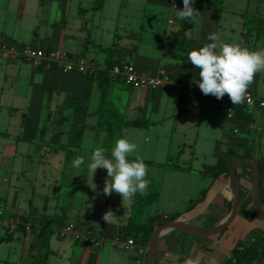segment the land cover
I'll use <instances>...</instances> for the list:
<instances>
[{
	"label": "crops",
	"instance_id": "0c3cea01",
	"mask_svg": "<svg viewBox=\"0 0 264 264\" xmlns=\"http://www.w3.org/2000/svg\"><path fill=\"white\" fill-rule=\"evenodd\" d=\"M240 1L244 5L237 7ZM255 1L257 13L252 17H264V0ZM147 2L155 7L169 6L167 24L163 27L152 19L146 29L142 20L138 30L132 31L125 41L114 30L118 23L107 24L112 18L106 14L107 0L101 10L93 9L94 0H0V117L4 119L0 125L3 172L0 198L6 208L5 215L0 218V264H32L29 245L47 223L53 230L48 264H148L147 242L142 245V254L112 243L117 236L133 238L125 227L132 216L135 196L122 201L115 192L111 196L103 195L107 170L98 168L91 180L88 169L96 136L93 126L99 118L95 112L99 106L98 74L101 70L94 75L66 72L57 65L27 67L25 64L31 62L25 57H12L1 48V44H10L18 49L42 46L66 50L95 61L98 68H103L108 67L107 53L100 48L112 47L110 64L127 61L150 74L164 70L176 77L182 69L180 60L160 47L156 36L165 40L169 33L179 28L181 19L173 8L178 9L179 0ZM249 2L239 0L232 7L224 8L225 5L208 0L200 7L198 20L179 42V51L187 55L182 82L196 83L200 79L199 69L188 61V53L211 43L207 39L210 33L219 34L221 41L226 43H240L249 49L252 43L256 44V50L264 49V38L256 41L245 32L249 18L244 11H248ZM119 4L121 8L122 2ZM224 12L232 18L225 17ZM145 32L148 38H144ZM22 80L26 87L18 94L16 88ZM110 80L114 106L131 119L150 121L146 127L130 125L123 127L121 132V137L144 136L142 141L134 143L137 149L139 146L146 148L130 157L148 160L145 164L148 185H152L153 179L159 186V199L145 207L136 235L141 234L143 226L172 213L179 214L175 220L198 229L220 224L233 206L234 189L230 170H226L232 160L247 156L264 164V110L245 106V112L240 111L229 119L227 94L218 100L212 95L191 92L184 111L176 115L182 83L174 80V85L151 89L128 87L122 80L111 77ZM248 90L264 93V72L255 75ZM67 99L86 104L88 114L73 116L69 107L58 111L57 107ZM23 112L36 118L39 129L46 128L43 138L31 141L23 137ZM62 116L68 117L63 119ZM79 119L85 121L86 127L80 146L74 148L75 154L68 159L63 149L54 148L57 142L68 146L71 123ZM61 121L60 132L57 124ZM78 156L84 157L85 163L74 168L72 164ZM236 172L240 204L234 221L222 232L210 236H197L178 229L162 231L155 244L156 264H185L189 258L207 264L212 257L216 264H264V221L258 216L252 200L253 164L240 162L236 164ZM72 177L80 179L79 184L65 181ZM259 188L264 206V171ZM27 189V195L31 196L29 204L24 194ZM108 209L118 216L111 224L102 219ZM16 217L27 218L34 224V230L29 232L14 227L11 220ZM70 222L76 224L80 233L91 229L104 236V243L91 245L84 237L62 235L60 230ZM242 242L245 246L240 248L247 247L249 254L238 258L233 250Z\"/></svg>",
	"mask_w": 264,
	"mask_h": 264
},
{
	"label": "clouds",
	"instance_id": "9594fccd",
	"mask_svg": "<svg viewBox=\"0 0 264 264\" xmlns=\"http://www.w3.org/2000/svg\"><path fill=\"white\" fill-rule=\"evenodd\" d=\"M194 2L195 0H183L182 10L173 6L176 16L196 22L200 12L192 6ZM207 39L212 42L188 53V61L199 69L200 79L196 83L200 91L205 96L212 95L218 100L227 94L233 105L244 103L255 75L264 72V49L254 51L240 43L223 42L217 33H210ZM136 150L137 145L125 136L115 141L111 158L106 156L103 147H96L92 151L91 162L88 164L91 180L98 168L107 170L103 195L111 196L115 192L125 201L131 200L138 192L141 195L146 193L147 166L139 156L132 161L128 159ZM84 163V157L78 156L72 166L80 168ZM102 219L106 224H111L118 216L112 209H108ZM185 264H200V261L189 258L185 260ZM207 264H216L215 258H209Z\"/></svg>",
	"mask_w": 264,
	"mask_h": 264
},
{
	"label": "trees",
	"instance_id": "16d2710c",
	"mask_svg": "<svg viewBox=\"0 0 264 264\" xmlns=\"http://www.w3.org/2000/svg\"><path fill=\"white\" fill-rule=\"evenodd\" d=\"M43 1V0H41ZM208 0H195L193 3V7L197 9L200 12V7L204 6L207 3ZM105 4V0H94L93 9L94 10H101L103 9ZM252 26L251 28H257V27H264V17L261 16H254L252 18ZM194 25V22L187 19H181L179 23V28L175 31H172L169 33L165 40L160 39L156 36V41L159 44L160 47H162L169 55H171L173 58L180 60V66H181V72L176 76L173 77V79L177 82L182 83L179 91V96L177 99V104L175 106V114L178 115L184 111L185 103L190 97L191 90L189 87L188 81H183V75L182 70L185 64V59L187 57L186 54H182L179 51V42L182 38H184L186 32L192 28ZM101 50L105 51L107 53L106 56V64L109 66L111 62L112 57V47H101ZM45 64V63H44ZM53 66L56 64H52ZM48 78L46 76L45 82H47ZM98 85L100 88V98H99V106L95 113L98 114V122L97 126L95 125V128H99V126L104 125L107 123V121L111 118H114L115 116H112V111H116L117 108L114 107V104L111 100V80L110 76L108 74V71L106 69H103L99 73V81ZM71 108L72 113L71 115H87L88 114V106L82 102H80L77 99H67L63 104L59 105L57 107L58 111H63L65 108ZM237 112L244 111L245 106L243 104L236 105ZM117 114V112H115ZM22 117L24 120V138L27 140H37L40 138H43L44 133L46 131L45 127L38 128V124L36 121V118L34 116H31L25 112L22 113ZM68 116H62L63 119H66ZM117 119L114 121L118 125L119 132L115 138V141L121 137V132L123 127L126 126H141L146 127L150 124V121L148 119H141V118H132V119H125L122 114H118ZM60 118H58L59 120ZM62 121L59 122L57 125L60 127L62 125ZM86 127V123L84 120H74L71 123L70 129L68 131L69 134V140H68V146L62 145L60 142H57V145L54 149H63L66 152V157L69 159L75 154V147L80 146L81 138L83 131ZM39 135V138L37 137ZM106 156H111V151H106ZM136 157H128L130 161L134 160ZM144 163H149L148 160H143ZM260 165V185L262 183V176L264 171V164L259 160ZM227 171L230 170V166L227 167ZM160 193L157 190H146V193L141 195L139 192L136 193L133 201V208H132V216L126 225V230L130 235L133 237L135 241H137L139 244L143 245L145 244L156 225L163 224L165 222H168L170 220H175L178 217V213H172L169 214L167 217L161 216L151 224H148L147 226H143V231L140 235H136L135 230L140 225V219L142 217V214L144 212L145 207L159 199ZM24 222H27V218H23ZM51 226L47 223L43 227L40 228L39 232L36 235V238L30 243L29 245V252L30 256L33 259L32 264H48V255L51 251L49 247V239L53 233V230L50 228ZM20 228H24V226H20ZM33 230H34V224H33ZM245 246L242 242L238 246H236L233 250L234 255H236L238 258H244L246 257L249 252H247V247L241 249L240 247ZM253 248H250L252 250ZM249 250V251H250ZM251 252V251H250Z\"/></svg>",
	"mask_w": 264,
	"mask_h": 264
},
{
	"label": "built area",
	"instance_id": "2783aa9c",
	"mask_svg": "<svg viewBox=\"0 0 264 264\" xmlns=\"http://www.w3.org/2000/svg\"><path fill=\"white\" fill-rule=\"evenodd\" d=\"M1 48L7 51L12 57L23 56L35 66H40L44 63L56 64L59 68L66 72H78L80 74L88 73L95 74L100 68L93 62L86 59L82 55L72 54L66 50L50 49L42 46L33 47L26 46L23 49H18L15 45L1 44ZM111 78L120 79L128 85L147 87L156 89L165 85H174V79L169 76L167 72L161 70L157 74H150L138 69V67L132 62H115L111 63L108 67H105ZM189 87L195 92H200L198 85L194 82H189ZM247 108H260L264 110V93L256 94L255 92L248 90L247 97L244 103ZM237 108L233 105L229 99L227 106V118L231 119L236 116ZM236 131V130H235ZM6 213L5 206L0 203V218ZM167 217V215L165 216ZM14 227L19 228L24 226L26 231H33L32 222H24L20 217H16L11 220ZM62 235L71 234L76 238L84 237L87 243L91 245H101L105 241V237L97 235L91 229L80 233L77 230L76 224L70 222L66 224L61 230ZM114 245L137 250L140 254L144 252V246L137 244L133 238L122 239L117 236L112 240Z\"/></svg>",
	"mask_w": 264,
	"mask_h": 264
},
{
	"label": "rangeland",
	"instance_id": "374dc122",
	"mask_svg": "<svg viewBox=\"0 0 264 264\" xmlns=\"http://www.w3.org/2000/svg\"><path fill=\"white\" fill-rule=\"evenodd\" d=\"M239 0H211V2L213 3H219V4H223L225 5L224 8L226 7H232L234 5V2H238ZM120 2H122V6L120 8ZM254 2H256L255 0H250L249 5H248V11H244L247 12L248 14L247 17L249 18V20L247 21L246 25H245V29H246V34H250V36H252L254 39L253 40H259L264 38V27H257L252 29L251 26L253 24L252 22V16L254 14H256L257 12H255V4ZM241 4H237V7H241L243 4L242 1H240ZM140 4H143L142 6H144V9L142 8V6H140ZM178 10H182L183 9V2L182 0H179V5H178ZM193 6V5H192ZM168 13H169V6L168 5H164V4H160L157 7L153 6L152 4H150L149 2H147V0H107V6H106V14L108 16H111L112 18H110L107 22V24H111L113 22V26L114 24L118 23V28L116 29V27L114 28V30H117V32L121 35V38L123 40H127L132 34V31L138 30V24L140 23V21L143 20V22L146 25V29L149 27V24L151 23L152 19H154V21L161 23V25L164 27L167 24V20H168ZM224 16L228 17V18H232L231 14H227L224 12ZM112 19V20H111ZM170 22H173V19L170 20ZM144 38H148L147 33H143ZM256 44H252L251 46H253L252 48H250V50H256L257 48H255ZM98 67L99 65L93 61ZM25 65H27V67H31V65H33L32 63H26ZM42 65H52V64H42ZM100 68V70L104 69ZM1 69V67H0ZM96 75V73L94 74ZM99 75V74H98ZM169 76L172 77V75L169 74ZM173 78V77H172ZM128 87H135V88H142L140 86H131V85H127ZM26 87V82H24V80L20 81L19 84L17 85V93L20 94L23 92L24 88ZM191 92H195L192 88H190ZM116 107V106H114ZM117 108V107H116ZM117 112V114L115 113ZM245 112V111H243ZM118 114H122V116L126 119H131L128 117V114H126L125 112L121 111L119 108H117L116 111H112V116H115L114 118H111L107 121L106 124L99 126V128H95L94 125V129H96V136H95V140H94V149L96 147H103L106 151H111V149L114 147L115 144V138L119 132V128L118 125L116 124V122L114 121L115 119H117V115ZM133 116V115H132ZM2 121H4L3 116L0 117V125H3ZM97 126V125H96ZM238 136V134H235V136ZM131 142H140L142 141V139L144 138V136L142 135H131L128 134L126 136ZM146 148V146H139V148L137 150L139 151H143ZM136 150V152H137ZM134 152V153H136ZM196 163V162H194ZM196 165V164H194ZM196 172V171H195ZM84 173V172H83ZM2 175L3 172L1 171V166H0V180H2ZM22 180H25V178L23 176H21ZM80 179H76L75 177H72L71 179L69 178V180H66V182H69L73 185H75L76 183L79 184ZM30 188V187H29ZM54 189V184H52V190ZM157 190L159 191V186H158V182L154 181L152 179V185H148L147 190ZM1 190V189H0ZM2 191V190H1ZM24 194L26 195L25 197H27L26 199V204H29V199L31 198V196H28V189L27 191L24 190ZM30 195V193H29ZM38 197L34 198V201H37ZM0 203H3V201H1L0 198ZM154 206V205H152ZM151 208V206H150ZM153 208V207H152ZM148 212V211H147Z\"/></svg>",
	"mask_w": 264,
	"mask_h": 264
},
{
	"label": "water",
	"instance_id": "95a60500",
	"mask_svg": "<svg viewBox=\"0 0 264 264\" xmlns=\"http://www.w3.org/2000/svg\"><path fill=\"white\" fill-rule=\"evenodd\" d=\"M243 161H249L253 164L254 175L252 181V200L258 216L264 221V206L259 188L260 173H261L259 162L258 160L247 156L236 157L232 160L230 164V178L233 184L234 198H233L232 210L228 215V217L217 226L207 229H198L180 220H170L168 222L158 225L153 230L149 240L146 243V255L148 259V264H156L155 244L158 235L162 231L166 229H178L197 236H210L222 232L234 221V219L237 216L239 204H240V187H239V178L236 172V164Z\"/></svg>",
	"mask_w": 264,
	"mask_h": 264
}]
</instances>
